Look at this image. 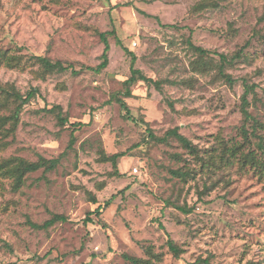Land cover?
<instances>
[{
    "label": "rangeland",
    "instance_id": "1",
    "mask_svg": "<svg viewBox=\"0 0 264 264\" xmlns=\"http://www.w3.org/2000/svg\"><path fill=\"white\" fill-rule=\"evenodd\" d=\"M263 9L264 0H0V48L71 66L45 77L34 74L36 65L0 67L1 83L21 93L38 88L13 133L0 139L8 143L0 158H59L55 169L29 173L17 188L0 177V264H127L122 253L145 257L139 242L153 246L157 264H264V176L236 160L200 169L175 139H146L177 127L200 155L223 139L243 142L241 150L264 163L256 137L245 141L241 133L256 123L264 145ZM111 29L108 63L95 73L86 67L100 62L98 33ZM185 38L228 56L243 49L246 57L225 68L232 83L192 71ZM127 51L132 66L160 85L137 81L123 98L136 122L110 100L130 74ZM54 104L67 116L64 126L43 110ZM100 151L123 153L118 175ZM53 215L65 219L32 226ZM168 238L182 249L178 258Z\"/></svg>",
    "mask_w": 264,
    "mask_h": 264
},
{
    "label": "trees",
    "instance_id": "2",
    "mask_svg": "<svg viewBox=\"0 0 264 264\" xmlns=\"http://www.w3.org/2000/svg\"><path fill=\"white\" fill-rule=\"evenodd\" d=\"M208 5L207 2L203 3ZM201 5V4H200ZM196 6V5H195ZM264 18V9L262 15L259 17V20ZM99 38L103 43V50L100 54V62L94 67H86L87 69H91L95 73H99L102 69H104L108 63V50L109 44L107 41L108 35H115V30L111 29L109 31L98 33ZM258 33H255V36ZM260 38L264 43V32L259 34ZM185 47L194 55V58L190 61V67L192 71H195L201 75H209L211 72H214V75L218 79H222L226 83L231 84L232 78L229 73L225 71L226 66H230L231 62L234 60H238L239 58H245L246 55L243 53V49L238 51H234L232 54L224 55L223 53H217L215 51H211L209 49L203 48L199 45L192 43L189 38L183 39ZM116 43L121 45V41L116 38ZM125 50V49H124ZM264 53V48H262ZM131 55V67L129 76L122 82L123 88L120 91H117L111 95V99L118 103L120 108L124 112V117L135 121L136 120L130 115L128 106L123 98L130 97L131 86L134 85L137 81H142L148 86L154 85L159 88L158 81L153 80L150 77H147L144 73L141 72L140 69L134 68L133 61L135 59L134 55L127 51ZM214 56H217L215 59ZM32 65H36L37 69L34 71V74L38 76H48L55 73H61L65 71L70 65H64L60 60H51L47 56L43 55H29V56H21L20 54L15 53L11 49H2L0 48V67L6 68H17L23 69L25 67H29ZM75 70H72V74H75ZM183 82V80L181 81ZM251 86L245 85V89L241 95V108L244 115L245 121L249 118V114L246 110L248 106V101L246 99V95L250 92ZM38 92L37 87H31L25 93H21L12 83H1L0 82V111L8 109L9 105L12 106V110L8 113V115L0 114V139L8 137L9 134L13 133L15 127L19 120V112L22 107L29 102L31 98L36 96ZM45 112L52 114L57 123L60 126H64L67 122V116H65L59 105H52L50 108H43ZM255 123V122H254ZM8 125L6 127L5 125ZM251 131L249 132L245 124L241 126L242 139L245 141H250L249 134H252L256 137L255 144L261 150V154L264 155V145L262 136H258L255 132L256 123L251 124ZM169 138L175 139L184 149H186L189 154L193 155L198 161H200V169L205 167L207 170L213 172L211 167L216 166L217 168L219 164L223 161L224 164H231L233 160L240 161L242 166L251 165L253 173H256L258 176H264V163L255 157V152L251 150L244 153L241 150V146L244 144L243 142L232 141L230 143L224 141L223 139H218L217 147L211 148V153L206 156L200 155L197 147L186 137L178 132V128L174 127L169 129L164 134L163 138H156L150 131L147 133L146 139H158V141L165 142ZM149 140H146L148 142ZM73 143V137L69 140L68 146L70 147ZM8 143L2 142L0 140V148L3 149ZM0 149V150H1ZM220 151V152H219ZM101 161H110L113 167L112 174L118 175L117 169V159L123 155V153H114L112 155H105L103 151H100ZM59 163V158H51L46 159L42 156H38V158L34 161L23 159L22 157L16 156H8L4 158H0V177L6 178L11 182V185L14 188H17L21 184L24 183L29 173L35 172L38 169H42L43 172L51 171L56 168ZM173 174L177 176H186L187 173L180 172L179 170H173ZM209 187H203L202 191H199V194H203L208 190ZM91 201L93 203L96 202L94 197H91ZM110 202V199L104 202V206H107ZM103 207L98 205L93 213L98 217H100L101 209ZM185 212H189L191 209L178 207ZM65 218L62 215H53L48 220L44 221L41 225L32 224V226L36 228L47 227L56 221L64 220ZM85 220H90L85 219ZM101 221V220H100ZM165 245L168 251L172 254L173 257L178 258L182 252V249L178 244H176L173 239L168 238L165 241ZM139 246L142 248L145 257L134 256L126 253H122L123 259L127 262V264H157L158 263V254L153 252L152 245H144L142 242H139ZM199 262L201 264H210L208 258L200 259ZM261 264V263H258Z\"/></svg>",
    "mask_w": 264,
    "mask_h": 264
}]
</instances>
